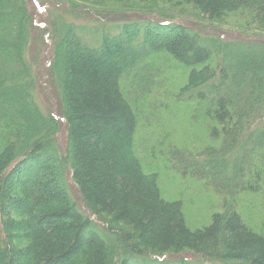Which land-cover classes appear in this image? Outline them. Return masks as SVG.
<instances>
[{"label": "trees", "instance_id": "trees-1", "mask_svg": "<svg viewBox=\"0 0 264 264\" xmlns=\"http://www.w3.org/2000/svg\"><path fill=\"white\" fill-rule=\"evenodd\" d=\"M0 264H264V0H0Z\"/></svg>", "mask_w": 264, "mask_h": 264}, {"label": "rangeland", "instance_id": "rangeland-1", "mask_svg": "<svg viewBox=\"0 0 264 264\" xmlns=\"http://www.w3.org/2000/svg\"><path fill=\"white\" fill-rule=\"evenodd\" d=\"M57 7H58V5H57ZM56 8H55V10H56ZM46 12H47V10H46ZM45 16L48 17L47 15H45ZM81 17L82 18L80 20L76 21L75 23H78L79 25L85 24V25H88L89 27H94V26H100L101 27V23L99 21H95V19L97 17L96 12L94 14L93 11H88L87 13H84V11H83V14L81 15ZM107 24H109V23H107ZM48 78L49 77L46 76V80ZM39 86H40V88L45 89V92L47 93L48 103L51 104L52 107L60 104V96H58L57 90L55 89L56 87L53 83L51 84L50 79L47 82H41L40 81ZM71 185H73V184L70 183V186ZM73 187H72V192H73L74 197H76V199H77L78 198L77 197V191H76L75 187L74 188ZM77 203H78V205L82 206V204L79 203V201H77Z\"/></svg>", "mask_w": 264, "mask_h": 264}]
</instances>
